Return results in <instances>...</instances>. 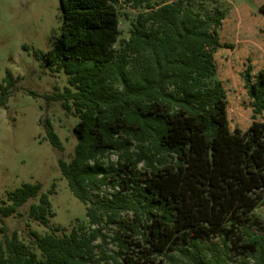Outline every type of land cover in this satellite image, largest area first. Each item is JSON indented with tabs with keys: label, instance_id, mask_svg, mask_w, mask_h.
<instances>
[{
	"label": "trees",
	"instance_id": "obj_1",
	"mask_svg": "<svg viewBox=\"0 0 264 264\" xmlns=\"http://www.w3.org/2000/svg\"><path fill=\"white\" fill-rule=\"evenodd\" d=\"M122 3L146 11L138 13L129 38L117 49V7ZM61 6V35L50 50L36 55L68 75V86L47 98L60 101L79 119L75 152L70 160L60 158L59 167L85 204L88 223L70 231L57 226L43 235L32 231V245L19 240L17 232L9 234L3 224L0 264H135L128 255L130 236L150 244L152 220H158L155 239L161 238L163 227L178 222V199L143 173L186 166L188 144L172 140L174 119H192L205 143L221 135L218 118L227 91L218 78L215 55L232 47L222 42L228 12L217 7L203 14L193 0H61ZM261 10L264 15V3ZM254 23L263 28L259 17L241 25L246 29ZM241 25L232 27L233 40L242 37ZM242 77L253 118L264 116V71L255 75L251 64ZM3 81L0 106L15 86L10 72ZM47 129L53 147L64 150L49 124ZM41 190L37 182L9 191L11 203L0 206V218L17 214L39 197L29 215L48 225L52 203ZM154 255L153 264H264V224L252 214L225 223H188Z\"/></svg>",
	"mask_w": 264,
	"mask_h": 264
},
{
	"label": "rangeland",
	"instance_id": "obj_2",
	"mask_svg": "<svg viewBox=\"0 0 264 264\" xmlns=\"http://www.w3.org/2000/svg\"><path fill=\"white\" fill-rule=\"evenodd\" d=\"M151 1L162 4L174 0ZM193 1L195 10L203 14L217 7L228 12L224 26L227 35L222 42L232 47L219 49L215 55L218 78L227 91V102L218 118L221 135L205 143L192 119L184 115L174 119L172 140L188 144L186 166L180 170L168 166L157 174L149 170L143 173L152 185L178 199V222L173 227H163L161 238L155 239L158 220H152L147 229L152 235L150 244L130 236L128 255L135 264L157 261L154 251L163 248L188 223H225L252 214L264 224V116L253 118L242 77L251 64L255 75L264 71V24L263 28L256 23L242 28V23L258 17L259 22H264V0ZM117 8L121 34L115 47L120 49L138 13L146 9L125 3ZM62 13L61 0H0V85H5L8 72L15 80L7 101L0 106V206L11 203L9 191L37 182L52 203L53 216L48 225L29 215L31 204L39 202V197L30 199L17 214L0 218V228L6 225L9 234L17 232L19 240L29 245L32 231L43 235L57 226L70 231L79 223H88L85 204L72 192L59 167L60 158L70 160L75 152L78 140L74 128L79 119L60 101L47 98L68 86V75L52 69L36 55L50 50L61 35ZM234 25H241L242 37L236 40L231 38ZM48 124L60 137L64 150L51 144ZM111 158L116 159V155Z\"/></svg>",
	"mask_w": 264,
	"mask_h": 264
}]
</instances>
